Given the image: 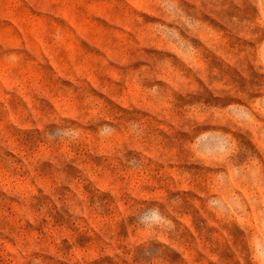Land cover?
<instances>
[{
  "label": "rangeland",
  "instance_id": "374dc122",
  "mask_svg": "<svg viewBox=\"0 0 264 264\" xmlns=\"http://www.w3.org/2000/svg\"><path fill=\"white\" fill-rule=\"evenodd\" d=\"M0 264H264V0H0Z\"/></svg>",
  "mask_w": 264,
  "mask_h": 264
}]
</instances>
